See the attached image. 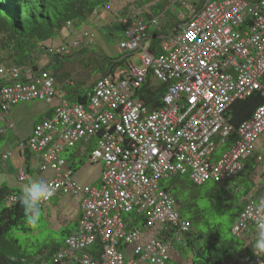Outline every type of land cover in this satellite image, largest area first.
<instances>
[{
  "label": "built area",
  "instance_id": "obj_1",
  "mask_svg": "<svg viewBox=\"0 0 264 264\" xmlns=\"http://www.w3.org/2000/svg\"><path fill=\"white\" fill-rule=\"evenodd\" d=\"M161 18L121 20L120 48L139 52L144 68L130 64L119 76H101L84 104L66 99L49 69L0 64V121L21 102L41 100L52 105L51 116L18 142L24 165L17 179L30 178L29 152L40 172L51 173L45 181L54 187L52 197L78 200L79 228L54 255L55 264H170L174 239L181 241L191 225L180 216L161 182L179 174L197 185L207 181L225 185L256 154V143L264 133V104L235 130L226 115L237 100L254 92L264 97V0H206L179 29L159 36L161 52L154 55L149 50V31L150 26L160 28ZM72 26L68 21L67 27ZM85 34L75 32L69 42L47 46L46 51L55 60L65 58L80 48ZM148 70L167 85L160 109L149 108L134 95ZM233 133L230 148L216 156L217 148ZM78 144L92 145L90 162L102 165L100 187L80 183L62 157ZM11 155L9 151L2 158ZM258 160L264 170V153ZM15 198L11 195L7 205ZM124 213L142 216L144 231L128 228L132 220L126 222ZM258 214V205L249 199L233 234L256 228ZM97 244L98 256L87 251ZM243 264H264V260L254 255Z\"/></svg>",
  "mask_w": 264,
  "mask_h": 264
},
{
  "label": "trees",
  "instance_id": "obj_2",
  "mask_svg": "<svg viewBox=\"0 0 264 264\" xmlns=\"http://www.w3.org/2000/svg\"><path fill=\"white\" fill-rule=\"evenodd\" d=\"M113 0H0V40L1 50L7 51L11 59L9 65L17 66L19 68L32 67L39 68L36 60L39 57L35 55L37 50H45L43 45L48 40L52 39L54 35L61 32L67 27V22L70 21L73 25L90 20L97 15L98 11L110 7ZM138 1V0H137ZM205 0H200L199 3L193 6L198 9ZM250 3H256L259 0H247ZM176 0H139L136 8H148L144 11L142 16L149 20L152 17L161 16L162 21L159 29H150L152 38L149 42V50L152 54L157 55L161 52L160 39L161 34H168L169 30L176 29L183 21H178L170 14V7L172 5H180ZM182 5V4H181ZM188 20V19H187ZM186 20V21H187ZM168 28V31L166 30ZM155 36V38H153ZM66 56L65 58L70 57ZM34 58V60H33ZM64 59V58H62ZM57 61L59 59H56ZM100 67L101 76L114 75L119 76L128 71V66L123 69L126 62L125 58H102ZM1 64V63H0ZM46 69H48L46 67ZM72 83V82H71ZM94 83L89 86L85 93H82L77 88H70L65 92L66 99L72 103H86L88 93L91 91ZM167 91V85L157 81L151 70L147 71L146 79L143 85L135 90L134 95L143 100L144 103L151 109H160L163 105V97ZM264 104V97L261 92H254L250 96L242 100H237L229 108L227 119L229 124L234 127V130L245 120L250 119L256 109ZM52 110L46 114L50 117ZM235 138V134L229 138L230 146ZM92 145L84 146V152L90 153ZM31 156L27 153L26 162L29 163ZM68 164L74 171H77L76 162L73 154L67 160ZM82 163V162H81ZM260 162H258V155L245 160L240 173L230 181H238L231 192L235 195L238 191L243 189L245 192L241 201L237 203L240 210L235 215V221L238 215L243 210L248 193L251 189L256 194L257 183L255 178L258 175ZM31 174L34 171L28 168ZM33 175L30 180H33ZM29 181V180H28ZM27 181V182H28ZM26 182V183H27ZM229 185L230 182H227ZM24 182L17 180L14 186L4 184L0 186V264H44L48 263L52 255L58 251L62 243H52L46 245L40 250L35 257H25L21 253L20 245L16 239L11 237V234L17 231H26L30 227L26 226L25 216L22 206L19 202L12 205H7V200L11 195L18 196L23 187ZM218 185V183L215 182ZM160 186L168 193H170L176 202L178 211L184 217V213L193 214L197 219L200 218L199 210L197 208L199 192L196 191L198 187L186 175H173L163 180ZM206 196L212 197L211 193H205ZM80 217V216H79ZM133 223L130 227L138 226L144 223L145 219L142 216L131 215ZM129 221V220H126ZM234 221V223H235ZM141 222V225L138 223ZM232 233V228L230 229ZM233 234V233H232ZM234 236L232 238L215 237L204 235L202 232H195L191 224V229L184 235L181 244H175L179 248L175 264H182L184 259L183 252L188 250L192 255V264H241L243 258L248 254L253 253L251 246L240 245L235 242ZM95 256L99 254V245H95L90 249ZM180 255V256H179Z\"/></svg>",
  "mask_w": 264,
  "mask_h": 264
},
{
  "label": "rangeland",
  "instance_id": "obj_3",
  "mask_svg": "<svg viewBox=\"0 0 264 264\" xmlns=\"http://www.w3.org/2000/svg\"><path fill=\"white\" fill-rule=\"evenodd\" d=\"M138 1L113 0L111 6L114 7L113 12L115 15L121 10L118 13L121 17L134 14H139L141 16L144 11H148V8H136ZM123 8H125V13L122 14ZM170 8V14L174 20L183 21L177 29L189 19L194 11L191 6H183L181 3L180 5L174 4ZM95 16L90 20L73 25L72 28H65L47 41V46L53 45L56 47L69 42L75 32L86 33L80 48L73 51L70 57L57 61L44 49L42 51L39 49L35 52V55L39 57L38 60L35 59L36 64L38 66L47 65L49 70L57 74V87L61 91L66 92L70 88H77L82 93H85L89 86H91L96 79L101 77L100 67L102 58H125L126 62L122 67L123 69L130 66V64L135 65L137 70L144 68L143 62L138 58L140 56L139 52L131 53L121 50L120 41L123 38L121 24L114 18H110V20L107 21V18L104 19L101 15ZM160 22L163 25L166 23L162 20ZM153 28V26H150L151 30ZM166 30L168 31V28ZM170 32L169 30L168 33ZM54 60L56 61L55 63ZM49 62H51L50 65L47 64ZM0 63L4 66L11 63L8 52L2 51L1 45ZM70 81L72 83H70ZM51 107V104L41 100L21 102L13 105L5 114V119L0 121V130L5 129V132L0 134V186L4 184L14 186L15 182H17L16 177L13 175V171L19 166L17 154L18 142L32 133L34 125L46 118V114ZM228 145V141L223 143L222 146L217 148L215 155L222 156L227 152V149L230 148ZM256 147L259 152L264 153V133L257 141ZM76 148L77 146L64 151L62 157L64 159H69L71 154L76 153ZM9 151L12 152V156L7 160H3L2 155ZM88 155L89 153H87V155L81 153L74 157L77 168L75 176L81 183L100 187L102 183V165L99 163H91ZM50 175L49 172H36L35 176H33V180L45 181ZM254 180L264 189V181L260 179L259 175H257ZM238 181L239 180L236 182L229 181V185H227L228 183L225 185H217L213 181H207L203 184V187L201 186L196 189L200 194L197 201L200 218L197 219L193 214L184 213V218L191 222L195 232L199 231L204 235H212L215 237H233L230 229L233 227L236 218L235 215L240 210L237 203L241 201L245 192L243 189L238 191L235 195L231 192V187L233 188L235 184H238ZM19 185L23 187L22 184ZM208 192L212 194V197L205 195V193ZM247 198H251L258 206L261 202V199L253 189L249 191ZM77 204V199H72L68 196H55L50 202L42 205V215L35 226L26 223V226L30 227L28 230H15L11 234V237L18 241L21 253H23L25 257H35L46 245L62 243L68 233L76 228L77 221H79ZM131 215L132 214L124 213L122 216L126 221L131 219ZM138 225H141V222H139ZM251 230L254 231V228L250 227L242 235L234 237L235 242L240 245L245 243V237L249 236L250 233L248 232ZM177 251L180 254L179 248H177ZM182 254L183 257L181 260L184 259L182 264H192L191 252L186 250ZM51 263L52 259L48 260V264ZM173 264H175V262H173Z\"/></svg>",
  "mask_w": 264,
  "mask_h": 264
},
{
  "label": "clouds",
  "instance_id": "obj_4",
  "mask_svg": "<svg viewBox=\"0 0 264 264\" xmlns=\"http://www.w3.org/2000/svg\"><path fill=\"white\" fill-rule=\"evenodd\" d=\"M206 1V0H205ZM204 1V2H205ZM177 2H179V1H177ZM204 2L201 4V6L204 4ZM181 3V2H180ZM197 3H199V1H196V0H194V4H197ZM182 4V3H181ZM183 6L184 5H189V6H191L192 7V9L194 10L193 11V13L194 12H196V11H198L200 8H201V6L200 7H198V9L197 8H195L194 6H193V3H188L186 0H185V4H182ZM192 13V14H193ZM191 14V15H192ZM137 16H140L139 14H137ZM142 16V15H141ZM143 17V16H142ZM190 18V17H189ZM123 39V38H122ZM45 69V68H44ZM54 73V72H53ZM55 75V74H54ZM66 96V95H65ZM257 144V143H256ZM79 145V144H78ZM82 145V144H81ZM77 146V145H76ZM75 146V147H76ZM83 146V150L82 151H80L81 153H83V154H85L86 155V153L84 152V145H82ZM256 149H257V147H256ZM68 150V149H67ZM18 151V150H17ZM18 153H19V151H18ZM256 154L257 155H260V154H262L261 152H259V150L257 149V151H256ZM256 154H254V155H256ZM19 155H20V153H19ZM77 155H79V153H77ZM89 155H90V153H89ZM88 155V156H89ZM253 155V156H254ZM12 156V155H11ZM252 156V157H253ZM21 159V158H20ZM31 160H34V159H32V156H31V159H30V161H29V163H27L26 164V169H27V171H28V173L30 174V178H31V176L33 175V174H31V172L28 170V168L29 169H31L30 168V166H31V164H30V162H31ZM68 159H66V161H67ZM258 162H260L259 160H258ZM67 164H68V161H67ZM24 164L22 163V166H23ZM244 165V164H243ZM21 166V167H22ZM68 167L70 168V169H72L73 170V172H74V176H75V174H76V171H74V169L73 168H71L70 166H69V164H68ZM243 168V167H242ZM18 171V170H17ZM36 172L37 173H44V172H40L39 170H38V168L36 167V170L34 171V175L33 176H35V174H36ZM47 173V172H46ZM50 173V172H49ZM51 174V173H50ZM258 175L259 176H263L264 177V170H263V168H262V164H261V162H260V166H259V170H258ZM16 179H17V172H16ZM30 178L27 180V181H25L24 183V186H23V188H22V190H21V192L18 194V196L15 198L16 199V202L18 201L19 202V204L22 206V208H23V212H24V216H25V222L27 223V224H29V225H32V226H35L36 224H37V222L40 220V218H41V215H42V205H44V204H46V203H48V202H50L55 196H64V195H55L54 197H52L53 195H54V187L52 186V184H50L49 182H46V181H44V180H30ZM75 178H76V176H75ZM77 179V178H76ZM18 180V179H17ZM78 180V179H77ZM232 180V179H231ZM19 181V180H18ZM79 181V180H78ZM20 182H22V181H20ZM27 182V183H26ZM80 182V181H79ZM81 183V182H80ZM82 184H84V183H82ZM227 184V183H226ZM168 193V192H167ZM170 194V193H169ZM171 195V194H170ZM172 196V195H171ZM52 197V198H51ZM173 197V196H172ZM51 198V199H50ZM50 199V200H49ZM73 199V198H72ZM173 199H174V197H173ZM249 199H251V198H249ZM248 199V200H249ZM47 200H49L48 202H46V203H43V202H45V201H47ZM247 200V201H248ZM174 202H175V199H174ZM246 204V203H245ZM78 205V204H77ZM175 208H176V210L178 211V207L176 206V202H175ZM78 209H79V207H78ZM179 212V211H178ZM258 215L256 216V220H255V223H256V228L255 227H253L254 228V230H255V237H254V239L250 242V246H251V248H252V250H253V253H251V254H248L247 256H245L244 258H243V260H242V262H241V264H243L244 263V261H245V259L247 258V257H251V256H254V255H257V256H262V258H263V260H264V200H262L261 202H260V204H259V206H258ZM180 214V213H179ZM79 222H80V218H81V213H80V210H79ZM181 216V215H180ZM181 217H183V216H181ZM184 218V217H183ZM184 219H186V218H184ZM132 220V219H131ZM187 220V219H186ZM189 221V220H188ZM79 222H78V226H77V229L76 230H74V231H72V232H69L68 233V235H67V237L70 235V234H72V233H74V232H76L77 230H78V228H79ZM126 222H128V221H126ZM190 222V221H189ZM131 223H133V220H132V222ZM131 223H129V224H131ZM144 223H145V221H144ZM144 223L141 225V228L140 227H138V226H133V227H136V228H138V229H140L141 231H144ZM129 224H128V228H132V227H130L129 226ZM190 225H191V222H190ZM234 225V224H233ZM250 228V227H249ZM190 229H191V226H190ZM189 229V230H190ZM232 230H233V227H232ZM187 233V232H186ZM232 233H233V231H232ZM244 233V232H243ZM242 233V234H243ZM242 234H240V235H242ZM185 235V234H184ZM184 235L182 236V238H180V240L181 241H177L176 239H174V241H173V249H172V251H173V256H172V259L170 260V264H173V262H175L176 261V258H177V254H178V251H177V248H176V246H175V244H181V242H182V240H183V237H184ZM234 235V234H233ZM240 235H238V236H240ZM169 236V235H168ZM234 236H236L237 237V235H234ZM67 237L65 238V240L63 241V246L58 250V251H56L53 255H52V257H51V259H52V263L51 264H55L54 262H53V257H54V255L57 253V252H59V251H61L63 248H64V246H65V241H66V239H67ZM98 245V244H97ZM95 246V245H94ZM93 247V246H92ZM92 247H90V248H88L87 249V251H89L90 253H91V251H90V249H92ZM100 247V246H99ZM99 255V254H98ZM44 264H48V263H44ZM65 264H71V263H65Z\"/></svg>",
  "mask_w": 264,
  "mask_h": 264
},
{
  "label": "crops",
  "instance_id": "obj_5",
  "mask_svg": "<svg viewBox=\"0 0 264 264\" xmlns=\"http://www.w3.org/2000/svg\"><path fill=\"white\" fill-rule=\"evenodd\" d=\"M188 3H191V2H194V0H186ZM114 11V7H112L111 5H110V7H107V8H104V9H101V10H99L98 11V13H97V15L98 16H100L101 15V17H103L104 19H106L107 18V21L108 20H110V18L112 19V18H114V19H116V21H118L120 24H121V26H122V29L124 30V25H123V23H122V19H125V18H132V17H134V16H137V14H134V15H129V16H119V11H121V10H119L118 11V13L115 15V13L113 12ZM123 12H122V14L123 13H125L124 11H125V8H123V10H122ZM109 13H111V14H109ZM96 15V16H97ZM95 16V17H96ZM102 18V19H103ZM150 32V31H149ZM43 45H45L46 47H47V45H48V43L47 42H45ZM77 52V51H76ZM56 61L54 60V63H55ZM48 65H50L51 64V62H49V63H47ZM47 67V65L46 66H39V68H46ZM55 74V78H56V86H57V80H58V77H57V74L56 73H54ZM100 78V77H99ZM98 78V79H99ZM97 80V79H96ZM70 83H71V81H70ZM63 93L65 94V91H63ZM83 150V146L81 145V144H79V145H77V148H76V153H74L73 154V156L75 157V156H77V153H79V154H81V152L80 151H82ZM18 154V158H19V166L13 171V175H14V177L16 176V172H17V170L19 169V168H21V166H22V161H21V159H20V155H19V153H17ZM37 163H38V161L37 160H31V162H30V164H31V166H30V168H31V170L32 171H35L36 170V165H37ZM260 179L262 180V181H264V177L262 176H260ZM256 190H259V193L257 194L258 196H259V198L261 199V201L262 200H264V189L261 187V185L260 184H258L257 183V186H256ZM77 214H78V216H79V209H78V206H77ZM78 222L79 221H77V226H78ZM77 226H76V228L74 229V230H76L77 229ZM74 230H72V231H74ZM72 231H70V232H72ZM248 233H250L249 234V236H247V237H245V240H246V242L244 243L245 244V246H249L250 245V242L254 239V237H255V230L254 231H250V232H248Z\"/></svg>",
  "mask_w": 264,
  "mask_h": 264
},
{
  "label": "water",
  "instance_id": "obj_6",
  "mask_svg": "<svg viewBox=\"0 0 264 264\" xmlns=\"http://www.w3.org/2000/svg\"><path fill=\"white\" fill-rule=\"evenodd\" d=\"M153 38H155V36Z\"/></svg>",
  "mask_w": 264,
  "mask_h": 264
}]
</instances>
